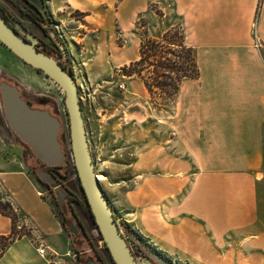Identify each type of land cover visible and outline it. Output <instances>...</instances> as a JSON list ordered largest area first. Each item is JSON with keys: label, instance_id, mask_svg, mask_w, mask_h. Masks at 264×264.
Returning a JSON list of instances; mask_svg holds the SVG:
<instances>
[{"label": "crops", "instance_id": "obj_1", "mask_svg": "<svg viewBox=\"0 0 264 264\" xmlns=\"http://www.w3.org/2000/svg\"><path fill=\"white\" fill-rule=\"evenodd\" d=\"M152 2L181 19L200 76L182 81L166 118L173 136L164 151H147L157 159L140 160L141 167L198 170L199 182L195 171L178 181L145 177L136 193L140 224L152 211L151 223L167 226L156 235L201 264H247L248 254L264 261L256 251L264 250V0H139L135 14ZM101 3L88 0L87 10ZM1 158L0 193L32 230L0 264H50L48 257L69 252L70 238L23 166ZM11 229V219L0 214V235Z\"/></svg>", "mask_w": 264, "mask_h": 264}, {"label": "rangeland", "instance_id": "obj_2", "mask_svg": "<svg viewBox=\"0 0 264 264\" xmlns=\"http://www.w3.org/2000/svg\"><path fill=\"white\" fill-rule=\"evenodd\" d=\"M122 1L124 0H101V4L87 10L88 0H47L53 18L49 32L56 34L66 49L68 59L66 63L72 68L79 87L82 113L95 169L113 209L115 220L127 239L137 263L155 264L138 245L141 242L143 247L158 252L173 264H201L175 247L172 242L169 243L156 235L161 227L167 226L152 224L150 219L152 211L145 214V221L140 224L139 213L142 203L136 193L140 192L145 177L169 179L174 177L173 179L178 181L185 178L182 175H190L195 171L193 174L196 176L199 171L141 167V161L157 159L150 153L146 154L147 151L154 148L162 152L168 146L167 141L173 133L167 128L166 118L172 113L175 101L164 97L156 98L154 101L146 90L142 78L136 74L126 76L123 71V68L129 67L130 63L139 57V45L144 35L151 39H160L172 28L180 27L184 33L185 30L181 19L175 15L172 7H167V4L152 2L148 4V9L135 14L134 10L140 7L137 6L139 0H125V4L121 5ZM78 3H85L81 5L83 11L77 8ZM0 6L34 28L8 0H0ZM34 30L40 33L37 28ZM186 42L188 43L187 40ZM3 81L18 85L24 95L34 102L42 103L43 100H48V103H53L54 111L62 121V138L71 159L69 117L64 102V91L52 79L24 64L0 43V83ZM166 156V153L160 155L159 160L165 161ZM1 157L20 163L34 180L42 198L50 204L54 214L59 219L63 218L64 210L58 204L56 189L52 187L53 190H49L31 170L30 165L34 162L32 153L10 130L0 97V163ZM172 171L176 174L172 175ZM181 171L188 172L182 174ZM198 178L197 175L196 183L199 182ZM62 181L70 191L83 197L76 171L73 170L72 174ZM145 186L149 190V186ZM0 199L12 203L2 193ZM64 203L67 208L66 201ZM75 211L85 223L90 239L86 240L82 235L79 238L72 236V239L68 228L70 221L65 220L67 227L65 234L71 241L69 252L62 251L59 255L48 257V260H52L50 264H81L78 257H93L91 244L103 254L101 235L96 224L91 221L90 214L78 204H75ZM16 224L19 231L32 230L23 213L18 217ZM124 224L133 232L134 237H138L135 240L137 242L133 236L129 239ZM73 225L76 227L74 222ZM256 251L264 255V250ZM248 257L247 264H264V261H259L258 254H248Z\"/></svg>", "mask_w": 264, "mask_h": 264}, {"label": "water", "instance_id": "obj_3", "mask_svg": "<svg viewBox=\"0 0 264 264\" xmlns=\"http://www.w3.org/2000/svg\"><path fill=\"white\" fill-rule=\"evenodd\" d=\"M22 33V29L14 28L0 12V42L24 64L51 78L65 93L71 159L102 242L106 244V249L115 264H138L115 220L113 209L96 172L84 123L79 87L75 78L65 71L55 58L38 50L35 47L36 40L29 37L31 39L29 42ZM0 97L4 117L10 130L30 149L32 155L46 166L66 164V152L59 140V133L62 130L60 120L47 110L32 108L21 97L18 85L1 82ZM37 177L56 189L58 204L66 212L64 201L68 194L61 192L60 181L44 172L38 173ZM70 232H77L73 224L70 225ZM144 252L147 258L156 264H173L169 259L146 246ZM88 264L96 263L90 260Z\"/></svg>", "mask_w": 264, "mask_h": 264}, {"label": "trees", "instance_id": "obj_4", "mask_svg": "<svg viewBox=\"0 0 264 264\" xmlns=\"http://www.w3.org/2000/svg\"><path fill=\"white\" fill-rule=\"evenodd\" d=\"M11 20L13 22L15 21L13 17H11ZM180 29V27L172 28L160 39H151L147 37V35H144V39L139 45V57L132 61L129 67L123 68L126 76L136 74L143 79L145 88L154 101H156V98L164 97L169 98L174 102L182 81L188 78L196 79L200 76L194 48L186 42L185 33ZM66 60H68L67 57L64 58L65 63ZM66 65L68 64L66 63ZM63 69L74 77L72 68ZM144 72H146V74H144ZM61 143L63 150H65L64 152H66L67 163L56 165L55 169L58 171L57 173L60 177L65 180L72 174V171H76V169L66 151L64 141H61ZM71 196V201L83 206V208L90 214V219L94 223L93 216L84 194L82 198L75 193H71ZM20 213V210L16 208L13 203L8 200L0 199V214L9 217L12 221L11 232L7 235H0V258L12 243L31 233V230H18L16 222L18 221V217L22 214ZM60 222L64 229H66L64 218H60ZM123 227L130 239L134 235L133 232L130 231L126 224H124ZM84 235L86 236L85 233ZM133 239L135 241L138 237L133 236ZM103 249V254L99 253V260L104 264H115L107 251L104 242Z\"/></svg>", "mask_w": 264, "mask_h": 264}, {"label": "flooded vegetation", "instance_id": "obj_5", "mask_svg": "<svg viewBox=\"0 0 264 264\" xmlns=\"http://www.w3.org/2000/svg\"><path fill=\"white\" fill-rule=\"evenodd\" d=\"M8 1L13 6H15L18 9V11L20 12V14L24 18H26L28 20V22L34 26V28H37L40 31V33L39 32L37 33V31H35L34 28L29 26V24H26L25 22H23L21 19H19L12 12H10L9 10L0 6V12L2 13V15H4L5 18L6 17L8 18V19L6 18L7 21L17 30L22 29L23 30L22 36L25 39H27L29 42H31V39H29V37L36 40L37 43L35 44V47L38 50H40L41 52L46 53L47 55L55 58L58 61V63L61 65L62 68H71L68 65H66V63L64 61V58L67 57V52H66V49H65L63 43L60 41V39L58 38V36L56 34L49 32V27L53 23V18L50 14V11H49V8L47 5V0H36V2L33 0H8ZM11 17H13L16 22L15 21L13 22L11 20ZM6 82H8L12 85H16V84L9 82V81H6ZM18 89H19L21 97L23 99H25L26 102L29 103V105L32 108L49 111L50 114L57 117L62 124L60 117L54 111L53 103H51V102L48 103L47 102L48 100H46V101L43 100L42 101L43 104L40 101L34 102L33 100H31L30 98H28L24 95V93L22 92V90L20 89L19 86H18ZM69 135H70V130H69ZM59 140L63 141L61 131L59 133ZM32 157L34 158V162L31 163L30 167H31V170L34 172V174L37 175L40 172H44V173L49 174L52 177H55L57 180L60 181L61 192H65L66 194H68V197H66V199H65L66 204H67V208H66V213L63 212V218H65L64 220L70 221L69 225H68L69 231H70V225L73 224V222L76 224L75 228H76L77 232L76 233L70 232L69 234H70L71 238H72V236H74V237L78 236V238H79V236L82 235L86 238V240H89L90 236H89V233L87 231L86 225L80 219L79 214L75 211V204L76 203H73L71 201V197H72L71 193H73V192L70 191L64 185V182L62 181V178L60 177V175L57 173L58 171L55 169V166H46L40 160L36 159L33 155H32ZM38 180L42 184L47 186V188H49V190H51V191L53 190L52 186H49V184L47 182L42 181L39 178H38ZM84 233L86 234L87 237L84 235ZM135 242H137V241H135ZM138 245L142 248V251H144V247L142 246V244L138 243ZM91 251L94 254L93 257L92 256H90V257L80 256V257H78V261L81 264H88V262L90 260H93L96 264H104L101 260H99V251L97 250L95 245L91 246Z\"/></svg>", "mask_w": 264, "mask_h": 264}, {"label": "built area", "instance_id": "obj_6", "mask_svg": "<svg viewBox=\"0 0 264 264\" xmlns=\"http://www.w3.org/2000/svg\"><path fill=\"white\" fill-rule=\"evenodd\" d=\"M122 87H123V85H122ZM37 250H38V253L43 257H45L48 254L45 247H38Z\"/></svg>", "mask_w": 264, "mask_h": 264}]
</instances>
